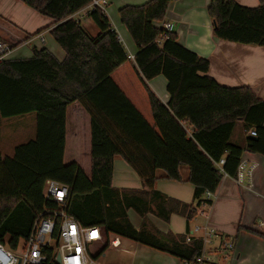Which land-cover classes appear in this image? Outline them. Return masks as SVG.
I'll use <instances>...</instances> for the list:
<instances>
[{"label": "trees", "instance_id": "obj_1", "mask_svg": "<svg viewBox=\"0 0 264 264\" xmlns=\"http://www.w3.org/2000/svg\"><path fill=\"white\" fill-rule=\"evenodd\" d=\"M22 1L51 23L34 34L23 33L24 40L10 44L12 49L51 30L66 58L60 62L43 48L34 50L30 59L0 62L1 118L35 114L37 121L34 140L17 146L12 157L3 158L0 152V243L16 249L37 218L57 207L44 197L46 181L53 180L70 189L67 213L86 228L101 229L92 259L108 249L109 235L115 234L195 264L203 255V240L186 243L185 236L137 230L128 211L133 209L144 220L154 214L169 221L180 210L190 221L195 208L155 190L157 171L163 179L182 182L184 166L197 206H210L206 193L215 194L225 176L238 177L244 153L264 156V100L250 87L221 86L209 75V60L180 45L176 33L168 34L163 45L158 43L173 0L120 9L121 23L139 47L133 60L104 10L95 8L88 15L100 31L96 37L73 18L94 0ZM259 2L251 8L236 0H211L214 36L264 48V0ZM159 76L167 80V105L147 85ZM76 102L92 118L91 176L65 156L67 109ZM240 122L256 132L243 145L232 142ZM117 156L134 169L147 190L113 187Z\"/></svg>", "mask_w": 264, "mask_h": 264}, {"label": "crops", "instance_id": "obj_2", "mask_svg": "<svg viewBox=\"0 0 264 264\" xmlns=\"http://www.w3.org/2000/svg\"><path fill=\"white\" fill-rule=\"evenodd\" d=\"M2 1L0 0V5ZM20 1L8 0V5H6L8 7L0 8V37L6 38L5 40L8 39L7 35H10L12 40L18 39L17 41L21 42L25 38H22L23 33L34 34L51 23V21L36 16L39 13L33 9L26 10L27 21L15 20L11 17H7L10 20L7 19L5 16L8 12L5 9L9 8V5L20 3ZM149 1L108 0V7L104 8V13L118 34L120 42L129 57L133 59L138 53L139 47L133 41L127 28L121 23L119 11L125 6H140ZM236 1L242 6L251 8L260 4L259 0ZM210 3L211 0L174 1L170 4L165 21L175 23V33L180 45L209 60V75L221 86L250 87L256 91L261 100H264V48L230 43L216 38L213 33V21L208 12ZM90 11L91 7L73 18L80 21L91 36L96 37L100 31L89 19ZM9 15L15 16L14 14ZM33 20H35L33 25L36 27L32 29L34 31L28 32V29L33 28L30 25ZM9 22L13 27L12 30L20 33L21 38L16 34H13L16 37L11 36L8 30L11 28ZM42 38L44 41H41ZM43 48L48 49L60 62L66 58V53L52 37L51 30H48L21 44L6 60L30 59L34 56V50ZM147 85L163 104H168L170 97L167 92V80L164 76L148 81ZM66 120L65 156L67 162L74 161L80 164L91 176L92 118L84 107L76 102L68 107ZM36 125L35 114L8 119V121L0 116V152L3 158L12 157L17 147V145L11 144L10 149H4V145H9L7 144L9 141L16 138L22 140L23 143L34 140ZM183 126L188 133L192 132L190 125L183 124ZM242 127L245 136L242 138V134L239 133L237 136L239 143L235 144L243 145L246 138L251 135L245 125ZM241 164L245 166L242 182L240 183L237 178L225 176L212 198V204L208 207L197 206L194 199V186L187 182L189 178L187 167L184 166L180 170L182 182L163 179V173L157 171L156 176L159 179L155 184V190L165 197L177 201L182 206L195 208L197 214L190 221L187 218V213L184 214L180 210L172 214L169 221H164L154 214H149L144 220L133 209H130L128 211L130 222L137 230L146 229L160 236L186 237L188 233H193L196 240L204 242L202 257L205 264H264V239L253 233L264 235V156L244 153ZM112 184L115 189L120 191L147 190L139 175L120 156L114 158ZM193 223H195L194 226H192ZM90 264L188 263L149 246L110 234L108 249L97 260H92Z\"/></svg>", "mask_w": 264, "mask_h": 264}, {"label": "built area", "instance_id": "obj_3", "mask_svg": "<svg viewBox=\"0 0 264 264\" xmlns=\"http://www.w3.org/2000/svg\"><path fill=\"white\" fill-rule=\"evenodd\" d=\"M107 5L108 0H94L91 10L95 8L104 10ZM161 27L165 34L159 38L158 43L163 45L168 34L175 33L176 25L174 22L164 21ZM11 50L9 45L0 42V62L9 57ZM251 135L256 136V132L252 131ZM224 163L222 160L219 167L221 168ZM244 169L245 166L241 164L237 177L240 183L243 180ZM69 191L67 185L53 180L46 181L44 197L57 207L46 210L37 218L29 237L21 241L16 249L0 243V264H90V247L102 239L101 229L86 228L67 213ZM213 197V193H206L207 200H212ZM202 206L209 205L203 203ZM194 239L193 233L186 235V243ZM195 264H205L203 257L201 256Z\"/></svg>", "mask_w": 264, "mask_h": 264}, {"label": "rangeland", "instance_id": "obj_4", "mask_svg": "<svg viewBox=\"0 0 264 264\" xmlns=\"http://www.w3.org/2000/svg\"><path fill=\"white\" fill-rule=\"evenodd\" d=\"M18 2V1H17ZM6 5H8V0H3L2 2H1V7L0 8H4ZM10 7L9 8H7V9H5L8 13H7V15L5 16L6 18L7 17H11V18H13V19H15V20H25V21H27V16H28V14H27V12H26V10H32V9H30L27 5H25V3L21 0L20 1V3H14V4H12V5H9ZM6 7H8V6H6ZM108 7V6H107ZM25 8V9H24ZM9 14H14L15 16L14 17H12L11 15H9ZM37 14V13H36ZM36 16H39L40 18H44V20H48V21H51L50 19H48V18H46V17H43V16H41V15H39V14H37ZM7 19H9V18H7ZM10 20V19H9ZM34 21L35 20H33V22L30 24L31 25V27H33V28H30V29H28V32H32V31H34V30H32V29H34L36 26H34L33 25V23H34ZM5 24H7V23H5ZM9 24H10V22H9ZM10 29H8L9 31H10V34H11V36L12 37H16V36H14L15 34L16 35H18V32H16V31H14V30H12V25L10 24ZM14 34V35H13ZM25 34H27L26 32H25ZM5 36H6V34H5ZM8 36V37H7ZM6 37L8 38L7 40H5L6 38H4V37H0V42H2V43H4V44H7V45H9L10 47H11V49H12V46L10 45V44H17V40L15 39V40H12L11 38H10V35H7ZM25 36H23L22 38H24ZM4 38V39H3ZM21 38V37H20ZM22 42V41H21ZM19 43V42H18ZM13 50L14 49H12L11 51L13 52ZM12 54V53H11ZM10 54V55H11ZM9 55V56H10ZM9 57H7L6 59H8ZM6 59H3V60H6ZM2 60V61H3ZM7 121H8V119H7ZM242 126H244V123H238L237 124V127H236V129H235V133H234V135H233V137H232V142L233 143H239V140H237V136L239 135V133H241L242 134V138L245 136L244 135V132H243V127ZM20 143H23L22 142V140H20V139H18V138H16V139H14V140H12V141H9L7 144H9V145H4V149H6V148H8V149H10L11 148V144L12 145H17L18 146V144H20ZM195 225V223H193L192 224V226H194ZM97 248H98V245H95V244H93L91 247H90V252H91V254H94L95 252H96V250H97ZM90 258H91V256H90ZM92 260H94V259H92ZM91 260V261H92ZM91 263V262H90ZM222 263H223V261H222ZM225 264V263H224Z\"/></svg>", "mask_w": 264, "mask_h": 264}]
</instances>
